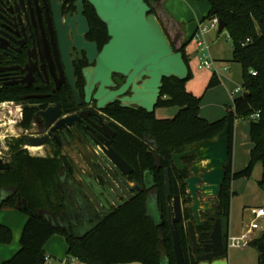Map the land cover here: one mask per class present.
<instances>
[{"label":"trees","instance_id":"16d2710c","mask_svg":"<svg viewBox=\"0 0 264 264\" xmlns=\"http://www.w3.org/2000/svg\"><path fill=\"white\" fill-rule=\"evenodd\" d=\"M161 0H145L154 13L153 5ZM208 4L209 10L203 21L216 17L225 23V31L232 46V61L241 66L242 95L234 98L226 115L208 122L199 116L202 97L186 91V82L191 78L187 43L179 49L188 66L186 81L175 78L163 80L161 97L156 108L178 107L171 119L159 120L141 109L110 110V115L119 124L115 127L114 151L134 170V180L141 181L145 173L153 178L156 208L165 214L167 206L165 177L169 170L171 193L184 199L182 217L185 222L193 219L187 208L184 180L188 173L179 172L172 163L173 154H182L194 144L214 140L226 124L230 126L228 159L225 163V180L218 193V208L222 210L221 226L225 255L229 225L231 182L250 178L256 164L262 166V176L257 186L264 193V0H197ZM155 14V13H154ZM174 48V47H173ZM251 72L256 73L255 76ZM220 81L213 74L206 90L217 87ZM15 92L0 90V102L18 101ZM258 115L253 119V115ZM33 111L24 114L19 127L28 129ZM249 120V136L253 147L246 167L232 171L233 130L236 121ZM22 138L7 142L6 162L8 170L0 171V210L15 209L17 198L26 208L18 210L27 216L20 237L17 253L2 264H45L43 247L55 234L63 236L67 244L66 256L83 264H176L169 224L154 222L148 214L149 203L142 197L133 198L119 208L101 217L83 235H76L66 218L63 179H72L75 165L72 159L61 153L50 156H31L24 147ZM152 153L160 159L161 168L154 167ZM184 158L183 164H190ZM155 208V209H156ZM176 232L184 264H198L191 252L187 230L176 225ZM210 225L198 229V241L206 238ZM12 241V231L0 224V244ZM248 247L257 253V264H264V232L252 239Z\"/></svg>","mask_w":264,"mask_h":264},{"label":"flooded vegetation","instance_id":"af4514ba","mask_svg":"<svg viewBox=\"0 0 264 264\" xmlns=\"http://www.w3.org/2000/svg\"><path fill=\"white\" fill-rule=\"evenodd\" d=\"M108 42L106 26L86 0H0V90L15 92L18 98V101L0 102V109L16 108L19 115L13 124L21 130L17 138L24 140L23 148L28 153L30 148L46 149L51 155L57 152L66 155L64 151L70 149L78 151L83 167H78L72 160L76 172L72 179H63V198H78L79 210H85V216L94 212L98 221L133 198L142 197L144 191H148L144 198L154 209L157 198L149 190L154 185L150 174L145 173L141 181L134 180V170L130 165V173L124 174L104 157L102 148L109 137L113 141V149L115 127L119 126L111 117L110 110L120 108L119 103L108 104L104 110H98L92 97L89 103L84 101L87 86L84 72L95 66L97 56ZM112 82L121 85L123 79L112 75ZM73 88L78 93L80 104L76 103ZM97 88L98 85L92 91V96ZM55 106H59L61 118L77 116L80 120L50 134L49 129L44 130L35 116ZM31 110L32 123L28 129H22L19 123L24 114ZM43 137L48 139L41 147L26 144L27 138ZM185 191L184 198L190 201L188 208L191 200ZM176 196L180 198L182 212L186 207L181 195H166L165 214L155 209L161 223L165 221V216L170 226V208L172 198ZM83 198H87V203ZM95 198L105 200L104 205L98 206ZM217 198L210 205L207 215L200 213L203 227L210 225L212 229L217 219L221 222L222 210L218 208ZM65 210L71 218L76 217L72 205L65 206ZM183 222L186 226L187 222ZM211 229L203 233L206 238L197 239L201 246L207 242ZM199 254H204L203 249Z\"/></svg>","mask_w":264,"mask_h":264},{"label":"water","instance_id":"95a60500","mask_svg":"<svg viewBox=\"0 0 264 264\" xmlns=\"http://www.w3.org/2000/svg\"><path fill=\"white\" fill-rule=\"evenodd\" d=\"M94 9L96 16L106 26L109 42L96 58L95 66L84 72L85 103L91 97L98 110H104L108 104L119 103L121 109L131 107L153 114L161 97L163 80L175 78L186 81L189 74L183 54L176 51L156 15L145 0H86ZM225 30V23L219 21L218 33ZM112 75L123 79L121 85L112 82ZM98 88L92 96L95 86ZM113 88L114 90H109ZM74 91L77 104H80L78 93ZM43 129L49 133L57 132L72 126L79 121L77 116L61 118L59 106L38 112L35 116ZM230 126L226 124L214 140L194 144L182 154H173L172 162L178 171H187L188 177L184 186L190 197L188 207L193 220L183 222L181 201L178 196L172 198L169 216L172 244L176 264H184L176 232V224L186 227L191 243V252L198 262H211L224 257V240L219 219L215 221L207 234V242L201 246L197 242L196 229L203 227L200 213L207 215L210 205L225 180V163L228 159ZM113 135V133H111ZM47 137L27 138L29 147H41ZM112 139L107 138L102 152L107 162L124 174L130 173L128 164L112 149ZM154 167L160 169L161 163L157 154L152 153ZM184 158H191L190 164L181 163ZM9 164L0 158V171L8 170ZM167 197L171 195L169 170H164ZM138 188V187H137ZM199 195V197H198ZM1 201V200H0ZM26 208L24 201L17 198L16 210ZM172 217V218H171ZM203 249L204 254L199 251Z\"/></svg>","mask_w":264,"mask_h":264},{"label":"crops","instance_id":"0c3cea01","mask_svg":"<svg viewBox=\"0 0 264 264\" xmlns=\"http://www.w3.org/2000/svg\"><path fill=\"white\" fill-rule=\"evenodd\" d=\"M154 13L161 23L164 31L166 32L171 45L174 49H179L183 44L187 43L186 54L188 56V60L191 61L194 56V49L191 46L193 42L192 38L197 31L198 24L203 21L206 17L209 6L204 2H199L197 0H161L159 3H155L153 5ZM209 34V33H208ZM211 39V38H210ZM207 41V40H206ZM209 44V43H208ZM210 47V45H209ZM220 83L221 80L219 79ZM230 91H228L229 97L232 99V102L235 97L230 96ZM232 106V104H231ZM229 106L228 108H230ZM172 114L178 112V107H172ZM227 108V107H226ZM161 108H156L154 111V115L156 119H170L172 115L160 114L157 115L156 111ZM227 109L224 111H213L210 113H206V115L199 116L208 121L215 122L226 115ZM249 126L250 122L246 126H242L236 121L233 130V146H232V171L238 172L246 167L250 158V151L253 147V144L250 141L249 136ZM260 164H257L253 169V174L257 171V174H260ZM252 174V175H253ZM262 176V168L261 175L256 182L261 179ZM243 179L235 180L231 182V192L233 193L232 198L230 200V211H229V225H228V237H239L249 226V224L253 220V216L251 215V207L250 209L243 208L241 211V219L240 221L236 220L235 212L237 210V205L241 198H238L242 195L241 190L244 187L245 183ZM87 203V198H83ZM90 199V198H88ZM98 206H103L105 200L102 198H95ZM78 198H65V206L72 205V208L76 210V217L71 218L68 213H66V218L71 226L73 232L76 235H83L87 232L97 221L98 219L95 217L94 212H90L89 215L85 216L87 213L85 210H79L77 207ZM242 207H250L253 205H241ZM258 206V205H254ZM260 208H264V206H259ZM236 209V210H235ZM245 214H249L252 219L248 226L244 225V216ZM27 221V216L14 209H1L0 210V224L9 227L12 231V241L10 244L3 245L0 244V264L11 259L20 248V237L23 230V227ZM87 227L83 229V226ZM83 229V230H82ZM87 229V230H86ZM256 238V237H255ZM247 245H240L235 248H228L232 250H236L240 253L239 260L230 259L229 256H225L211 262H198V264H246L247 259H252V252L247 248ZM45 254V264H83L74 259H68L66 256L67 252V244L66 240L63 236L59 234L53 235L44 245L43 247ZM227 255V254H226ZM257 255V254H256ZM246 256V257H244ZM127 264H140V263H127ZM257 264V258H256Z\"/></svg>","mask_w":264,"mask_h":264},{"label":"rangeland","instance_id":"374dc122","mask_svg":"<svg viewBox=\"0 0 264 264\" xmlns=\"http://www.w3.org/2000/svg\"><path fill=\"white\" fill-rule=\"evenodd\" d=\"M209 33V34H208ZM206 35L207 43L210 45V55L213 59L215 71H200L197 68L198 62L201 59L200 54L197 53L195 48V42L191 43V46L194 49V58L189 61V68L191 72V78L186 82V91L196 97H202L199 113L201 115H206V113L215 112L222 110L225 112V110L231 106L232 99L228 95V91H233L237 87L241 88L242 86V78L241 73L242 69L241 66L237 63H234L232 61V46L231 42L228 40L227 32L224 30L221 33H218L217 29H211ZM211 38V39H210ZM225 68H228V71H225ZM213 74H216L218 79L221 80V83L214 88L206 90L207 83L209 82V79ZM242 95L241 93L236 95V97ZM10 109H6V107H3L0 109V157H2L4 160H6V152H7V142L8 140L13 138H17L21 135V130L17 127L16 124H13V122L18 120L19 113L17 112L15 107L10 106ZM227 107V108H226ZM173 108H161L158 111H156L157 115L160 114H166V115H172L171 118H173L175 114H172ZM10 112V113H9ZM170 118V119H171ZM11 121L10 124L8 122ZM239 124L244 126L248 125L250 122L249 120H238ZM30 155L32 156H50L51 153L47 152L46 149H41L38 151H29ZM64 153L69 156L78 167H83V164L81 162V158L78 155V151L74 149H70L67 151H64ZM259 164V163H258ZM257 165V164H256ZM255 165V166H256ZM261 166V164H260ZM261 168L260 167V174H257V171L254 172L253 175H251L250 178H244L243 182L245 183L244 187L241 190L242 195L238 198H241L239 201V204L237 205V210L235 212L236 220L240 221L241 219V211L243 208L250 209L251 207H259L264 206V193L262 190H260L257 186V179H259L261 175ZM253 205L250 207H242L241 205ZM258 205V206H254ZM150 217L154 220V222H158L160 217L157 215V212L154 208H152L151 205H149V211H148ZM252 217L249 214H245L244 216V225L245 227L248 226L250 223ZM263 226V222H260ZM87 226H83V229H85ZM89 227H87L88 229ZM82 229V230H83ZM86 229V230H87ZM260 234L259 231L254 232L253 239L257 237ZM249 250H251L252 259L246 258V264H256V258L257 253L254 249L247 247ZM238 251L227 249V255L232 260H239ZM246 257V256H244ZM226 258V257H225Z\"/></svg>","mask_w":264,"mask_h":264},{"label":"built area","instance_id":"2783aa9c","mask_svg":"<svg viewBox=\"0 0 264 264\" xmlns=\"http://www.w3.org/2000/svg\"><path fill=\"white\" fill-rule=\"evenodd\" d=\"M219 26V20L216 17L202 21L198 24L196 33L194 34L192 40L195 42V48L198 54H200L201 59L198 62L197 68L200 71H215V66L213 59L210 55V47L206 41V35L211 29H217ZM225 71H228V68H225ZM253 76L256 73L251 72ZM244 89L237 87L235 90L230 92L231 97H235L238 94H242ZM258 115H253L252 118H257ZM251 215L253 216L252 222L249 224L248 228L239 236L233 237L229 236L227 238V249L235 248L240 245H247L252 239L253 234L256 231L264 232V208H251ZM263 222V226L260 222Z\"/></svg>","mask_w":264,"mask_h":264},{"label":"bare ground","instance_id":"6f19581e","mask_svg":"<svg viewBox=\"0 0 264 264\" xmlns=\"http://www.w3.org/2000/svg\"><path fill=\"white\" fill-rule=\"evenodd\" d=\"M30 151H38V150H40L39 148H30L29 149Z\"/></svg>","mask_w":264,"mask_h":264}]
</instances>
